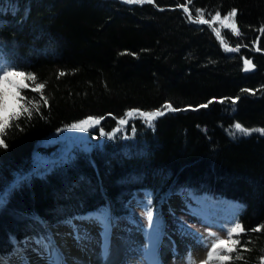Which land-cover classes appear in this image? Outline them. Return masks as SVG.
<instances>
[{
    "label": "trees",
    "instance_id": "16d2710c",
    "mask_svg": "<svg viewBox=\"0 0 264 264\" xmlns=\"http://www.w3.org/2000/svg\"><path fill=\"white\" fill-rule=\"evenodd\" d=\"M233 9L240 35L218 21L195 23L200 11L210 19ZM261 29L264 0H0V57L37 77L21 95L40 105L11 122L0 147V254L90 210L128 215L138 190L154 217L161 197L189 190L235 203L245 231L233 237L240 243L227 264H264V229L253 231L264 226ZM248 57L255 72H243ZM39 82L47 106L32 91ZM130 110L164 115L154 125L134 116L117 132ZM89 117L100 119L89 148L23 176L36 152H50L46 137Z\"/></svg>",
    "mask_w": 264,
    "mask_h": 264
},
{
    "label": "rangeland",
    "instance_id": "374dc122",
    "mask_svg": "<svg viewBox=\"0 0 264 264\" xmlns=\"http://www.w3.org/2000/svg\"><path fill=\"white\" fill-rule=\"evenodd\" d=\"M15 107L10 101L9 110L11 111ZM97 126L89 127L87 132L66 127L46 137L42 142L44 146L50 147V152H36L34 166L23 176L50 168L51 165L61 160L76 147L89 148L95 141V136L90 131ZM5 193L6 190H3L1 194L5 196ZM169 200L174 203L168 204ZM130 203V213L117 219L106 218L107 216L99 210H92V215H89L88 211L82 216L72 218L69 222L47 225L48 235L28 236L20 242L14 241L10 253L0 254V262L8 264L6 262L8 257L13 255L15 251L21 253L20 250L22 251L23 248V254L28 252L27 256L41 249L45 255L55 259L57 251L59 254L61 252L66 253L65 246L74 251V253L68 252L72 253L71 256L77 261H87V248L85 246L89 245L90 240L88 237H93L90 234L91 230L96 229L98 232L96 235L103 234L105 231L107 233L111 232L113 235L114 232L119 234L114 236L115 239L113 238L115 240L113 251L109 250L107 254L103 255L105 252L102 253L101 250L102 256L100 257L95 254V264H188L189 252L192 253L195 264H200L201 261L207 258V251L210 250L212 242L210 234L227 238L226 232L222 228L227 229L231 226L230 222L234 221L232 214L235 203L226 201L216 194L195 196L189 190H184L181 193H167L156 204V213L155 217L153 216L151 226L146 216L148 208L147 193L142 190L136 191ZM162 204L165 206L164 208H162ZM171 205H174V207L166 210ZM50 226H56L59 229L60 239L56 240L54 238ZM77 230L79 238L77 237ZM67 235H70V241L65 240ZM200 237H204L208 242V248L204 247ZM41 238H46L45 242L50 240L53 247L43 248L38 245L36 242ZM148 244L153 255L152 260L155 262L148 263L149 261H144L143 253H145ZM81 246H84L85 249ZM62 255L66 257V254L60 256Z\"/></svg>",
    "mask_w": 264,
    "mask_h": 264
},
{
    "label": "snow or ice",
    "instance_id": "6c2138e0",
    "mask_svg": "<svg viewBox=\"0 0 264 264\" xmlns=\"http://www.w3.org/2000/svg\"><path fill=\"white\" fill-rule=\"evenodd\" d=\"M125 2L129 4H143L145 2L152 3L153 0H125ZM184 12H189L188 7L183 8ZM237 16V11L235 9L231 10L227 15H224L221 17V13L219 11H216L214 16H211L210 19L204 18V13L202 11L198 12V19L195 20V23L198 24H209L214 21H218L220 24H222L226 28H231L236 35H240L238 29H237V23L235 20V17ZM191 18V17H190ZM262 32H264V29H261ZM215 34L217 36L221 35V30L219 28L215 29ZM230 51H238V48H230ZM257 51H260V48H256ZM245 70H249L254 67L251 60H245L244 61ZM65 73L60 72L59 75L63 76ZM37 80V77L30 73L25 72L20 68L19 65L9 62L3 59V57H0V147H7V144L4 140V136L6 135V130L12 127V121L18 120L23 115H27L28 119H31L33 115V110H35L36 113H39L40 111V105L39 103L34 102L33 100L26 99L23 95H21V90L28 88L29 85L25 83V81H32L35 82ZM46 88V82H39L35 83L34 88H32V91L40 93L39 100L42 101V103L47 106L49 101L46 96L43 94V90ZM10 101L16 106L11 111L9 110V103ZM212 103L210 100L208 104ZM235 103V101H233ZM208 104H202L199 107L201 108H207ZM166 110L169 111H179L180 109L173 108L171 104H167L164 106ZM164 115V111H149L144 112L140 110H130L127 113H125V118H121L118 121V124L120 127L116 129L117 132L121 130L123 126L128 125L129 119L138 116L142 117L149 125H154V121L157 117ZM100 124V119L89 117L85 120L80 121L79 123L71 124L70 127L73 129H77L80 131L87 132L89 130V127H94L96 125ZM16 127H19V125H16ZM235 129L245 135L249 134V130L242 128V126L237 123L235 125ZM133 131L135 129L133 128ZM256 131H262L264 132V129L262 130H256ZM100 134L103 135H109L103 131L101 128ZM5 201V196L0 194V205H2ZM150 203V202H149ZM146 216L147 220L149 221V225L151 226L153 223V211L151 207H148L146 210ZM230 227L227 229H223V231L226 232L227 238H220L219 236H215L214 234H210L212 236V242L210 246V250L207 251V258L200 262V264H212L213 261H216L217 264H227L232 257L231 253L236 251V246L240 243L238 239H234L233 237L235 235H239L240 233H243L245 229L238 221H231ZM264 229V226L258 227L256 229H253V231H261ZM77 237L79 238V232L77 230ZM201 242L203 243L205 248H208V242L205 240L204 237H200ZM46 238H41L37 240V244L42 246L43 248H52L53 245L50 240L47 242ZM236 259H241L242 257L237 255L235 257ZM52 264H64V261L61 259L59 252L57 251L55 260L52 262ZM188 264H195L194 257L192 256V253H188Z\"/></svg>",
    "mask_w": 264,
    "mask_h": 264
},
{
    "label": "bare ground",
    "instance_id": "6f19581e",
    "mask_svg": "<svg viewBox=\"0 0 264 264\" xmlns=\"http://www.w3.org/2000/svg\"><path fill=\"white\" fill-rule=\"evenodd\" d=\"M172 202V201H171ZM170 202V200L168 201V204L169 203H171ZM172 203H174V202H172ZM161 206H163V204L161 205ZM165 206H163L162 208H164ZM166 207H167V205H166ZM174 207V205H171V206H169L166 210H168V209H171V208H173ZM164 210V209H163ZM92 211V210H91ZM91 211H89V215L91 214L92 215V212ZM50 231H51V233L54 235V238L57 240V239H60V235H61V233H60V231H59V229H57V227L56 226H50ZM90 232V231H89ZM119 232H120V230H119ZM96 233H98L97 231H96V229H92L91 230V232H90V234L91 235H93V237L91 236H89L88 237V235H87V237L89 238V240H90V242H89V245H87V246H85L86 248H87V261H82V262H80V261H77L74 257H72L71 255H72V253H74V251L71 249V248H69L68 246H63L64 247V249L66 250L65 252L66 253H64V252H61L60 253V255L61 254H66V257L64 256V255H62V256H60L61 257V259L64 261V264H87V263H90V264H95V262H96V256H95V254H97V255H99V257L100 256H102V253L103 252H105V253H103V255L104 254H107V252L110 250H112L113 251V249L112 248H114L113 247V243H114V239H115V237L114 236H116V235H118L119 233H117V232H114V235L111 233V232H109V233H107L106 231L105 232H103V234L101 233H99L100 235H96ZM60 234V235H59ZM98 236V237H97ZM104 236V237H103ZM67 238L65 239V240H68V241H70V235H67L66 236ZM114 238V239H113ZM112 240H113V242H112ZM30 245H31V243H29ZM84 244V243H83ZM82 244V245H83ZM78 247V246H77ZM82 248L84 247V246H81ZM81 248V249H82ZM24 249V248H23ZM23 249H22V251L20 250V252L21 253H18L19 251H15L14 253H13V255H10L9 257H8V260L6 261V262H8V264H52V262L55 260V259H52V258H50L49 256H47V255H45L42 251H41V249H39V251L38 252H36V253H32V254H30V255H28V256H30V257H28L27 256V253H24L23 254ZM63 249V250H64ZM83 249H85V248H83ZM82 249V250H83ZM120 249V248H119ZM135 249H136V247H135ZM101 250H102V253H101ZM166 250V249H165ZM72 252V253H69V252ZM67 252H68V254H67ZM122 252V251H121ZM112 253V252H111ZM110 254V253H109ZM115 254V253H114ZM117 254V253H116ZM36 255V257H34ZM111 255V254H110ZM152 254H151V249H150V246H149V244L146 246V250H145V253H143V258L145 259L144 261H146V262H148V263H151L153 260H152ZM52 257V256H51ZM1 258V257H0ZM69 258V259H68ZM156 258V257H155ZM157 260V259H156ZM158 261H160V260H158ZM145 262V263H146ZM153 262H155V261H153ZM162 262V261H161ZM98 263V262H97ZM120 263V262H119ZM131 263V262H130ZM0 264H2V262H0ZM131 264H133V263H131ZM151 264H153V263H151Z\"/></svg>",
    "mask_w": 264,
    "mask_h": 264
},
{
    "label": "water",
    "instance_id": "95a60500",
    "mask_svg": "<svg viewBox=\"0 0 264 264\" xmlns=\"http://www.w3.org/2000/svg\"><path fill=\"white\" fill-rule=\"evenodd\" d=\"M251 60L252 61V64L254 65V67L253 68H251V69H249V70H245V66L243 65V72H245V73H252V72H255L256 70H257V65H256V63L254 62V60L251 58V57H248V58H245L244 59V61L245 60ZM244 63V62H243ZM202 104H206V103H202ZM202 104H200V105H202ZM199 105V106H200Z\"/></svg>",
    "mask_w": 264,
    "mask_h": 264
}]
</instances>
